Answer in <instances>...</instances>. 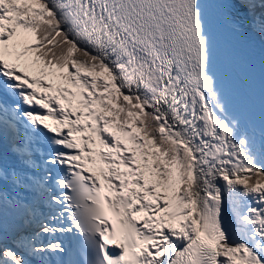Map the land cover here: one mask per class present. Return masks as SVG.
Segmentation results:
<instances>
[{
  "label": "snow or ice",
  "instance_id": "obj_1",
  "mask_svg": "<svg viewBox=\"0 0 264 264\" xmlns=\"http://www.w3.org/2000/svg\"><path fill=\"white\" fill-rule=\"evenodd\" d=\"M0 264H264V0H0Z\"/></svg>",
  "mask_w": 264,
  "mask_h": 264
}]
</instances>
